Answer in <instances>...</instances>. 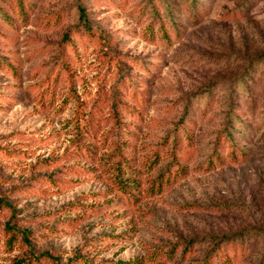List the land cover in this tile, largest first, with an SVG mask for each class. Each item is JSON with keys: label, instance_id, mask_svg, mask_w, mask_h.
Segmentation results:
<instances>
[{"label": "rangeland", "instance_id": "374dc122", "mask_svg": "<svg viewBox=\"0 0 264 264\" xmlns=\"http://www.w3.org/2000/svg\"><path fill=\"white\" fill-rule=\"evenodd\" d=\"M0 200V264L264 230V0H0Z\"/></svg>", "mask_w": 264, "mask_h": 264}, {"label": "trees", "instance_id": "16d2710c", "mask_svg": "<svg viewBox=\"0 0 264 264\" xmlns=\"http://www.w3.org/2000/svg\"><path fill=\"white\" fill-rule=\"evenodd\" d=\"M78 13L81 22L88 28L89 20L87 19L86 11L82 4H80L78 7ZM117 150L119 152V161H122V151L119 147L117 148ZM236 151H238L241 155L245 156V153H243L244 151L240 149H236ZM234 157L238 159V157H236L235 155ZM252 237L264 239V230H242L231 235H224L220 237L211 238V240L208 242L210 243L209 250L204 252L198 260L190 261L187 264H241L243 259L248 254L249 241ZM24 238L26 239L27 237L24 236ZM201 242L202 240L197 238L189 240L187 242L186 247L184 248L183 255L191 253L193 245ZM9 243L10 245H12V240H10ZM56 264L59 263L56 262ZM255 264H264V250L260 254V257Z\"/></svg>", "mask_w": 264, "mask_h": 264}]
</instances>
